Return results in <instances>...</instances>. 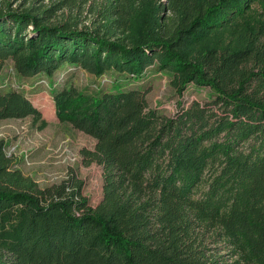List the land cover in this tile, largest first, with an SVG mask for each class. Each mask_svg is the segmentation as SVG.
Instances as JSON below:
<instances>
[{
  "label": "trees",
  "instance_id": "obj_1",
  "mask_svg": "<svg viewBox=\"0 0 264 264\" xmlns=\"http://www.w3.org/2000/svg\"><path fill=\"white\" fill-rule=\"evenodd\" d=\"M255 1L104 0L83 26L56 20L63 1L0 7V74L9 59L25 76L71 63L138 80L156 65L179 90L211 89L172 114L150 105L148 89L120 83L53 89L59 121L96 140L81 154L102 167L103 196L93 206L73 169L40 186L1 139L0 264H222L212 247L264 264V17L252 13ZM27 116L47 124L26 94L0 91V120Z\"/></svg>",
  "mask_w": 264,
  "mask_h": 264
},
{
  "label": "rangeland",
  "instance_id": "obj_2",
  "mask_svg": "<svg viewBox=\"0 0 264 264\" xmlns=\"http://www.w3.org/2000/svg\"><path fill=\"white\" fill-rule=\"evenodd\" d=\"M58 1L65 3L58 11L56 20L80 19L79 23L83 26L89 25L95 16L90 12V5L96 9L104 0H73L74 6L67 4V0H0V7L8 4L12 8L20 5L23 8L30 7L33 4L44 7ZM252 13L255 17H264V0L252 4ZM230 35L227 32L224 37L228 39ZM249 67L252 69V65ZM172 79L173 75L169 71L161 70L156 65L150 66L142 78L132 80L113 70L92 74L71 63L64 64L53 76L44 73L25 76L17 72L14 62L9 59L0 74V91L18 90L26 94L40 109L47 124L42 128L41 121H36L33 116L0 120V140L5 141L7 153L15 161V166L24 174L32 176L42 187L62 181L70 169L75 170L84 181V193L90 203L96 206L103 196L102 167L96 163L84 164L81 154L82 148L93 149L96 140L75 129L69 122L59 121L52 90L76 87L95 92L99 88L112 90L119 83L125 89L139 87L148 89L150 105L166 114L174 113L179 102L190 103L206 98L211 90L193 85H189L186 90H179L172 84ZM212 249L217 251L222 264H237L233 252L224 248Z\"/></svg>",
  "mask_w": 264,
  "mask_h": 264
}]
</instances>
